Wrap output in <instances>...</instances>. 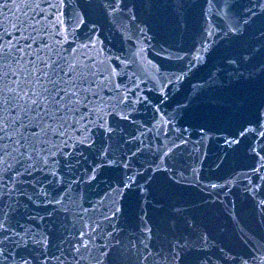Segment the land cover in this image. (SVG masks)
<instances>
[{"label":"water","instance_id":"obj_1","mask_svg":"<svg viewBox=\"0 0 264 264\" xmlns=\"http://www.w3.org/2000/svg\"><path fill=\"white\" fill-rule=\"evenodd\" d=\"M115 2L0 0V264H149L145 228L180 216L205 264H264V0ZM49 79L77 93L55 137L13 123Z\"/></svg>","mask_w":264,"mask_h":264},{"label":"snow or ice","instance_id":"obj_2","mask_svg":"<svg viewBox=\"0 0 264 264\" xmlns=\"http://www.w3.org/2000/svg\"><path fill=\"white\" fill-rule=\"evenodd\" d=\"M106 7H112L114 11L123 12L119 0H116L115 3L107 5ZM124 7H127V5L125 4ZM131 18L135 19V16H132ZM261 36H264V31H261ZM261 48H264V43H261ZM72 59H76L75 55L72 56ZM247 59L248 58L246 57L245 60ZM65 62L69 63L70 71L68 75L70 77L82 76L84 72L91 71L86 65H80L79 63L73 65L67 60ZM229 63L236 64V59L229 60ZM44 67L49 70L53 69V65L47 63L44 64ZM239 68L240 65H237L238 72ZM260 68L261 72H264V63L261 64ZM60 70L63 71L62 68ZM42 72L43 69H36V83H39L40 74ZM54 74L53 70L45 73L44 76L47 78ZM240 75L243 76V73H240ZM249 76H251V73H249ZM48 82L52 84L51 89L42 86V90L34 91L32 88H29L28 92L24 93V96L27 97V101L15 117L13 123L18 124L20 128L24 130H27L28 125H32L39 128L40 132L43 133L45 137L50 133L55 137L59 135L60 130L66 124L67 112L70 110V106L77 102L75 100L77 93L73 91L70 94L67 87H60L56 80L49 79ZM26 83L31 84L32 81H26ZM64 84L67 85L68 81H65ZM72 86H75V79L72 80ZM21 91L23 92V89H21ZM29 92H32L33 95H29ZM62 93L63 95H61ZM246 102L247 101L243 98L231 101L233 105L237 106ZM4 103H8V101H4ZM17 107H19V104H17ZM260 107H264V87H262L260 93ZM25 120H27V124L24 123ZM5 124H7V121H5ZM241 128H243V125H241ZM19 134L23 139V133L21 132ZM239 134L243 135V131H240ZM226 142L229 144L232 143V141ZM39 143L41 147L37 148V146L29 139L28 147L31 149L29 159L32 158L33 154L47 151L43 145L48 144L49 141L44 139ZM21 146L24 147V145ZM43 158L44 157L41 156V159ZM212 187L215 188L217 185L213 184ZM170 195L175 196L177 194L171 193ZM4 221H7L6 216L4 217ZM184 224H188L189 227H192V232L189 234L190 238H186L182 230ZM0 229L3 231H9V229L3 228L2 224H0ZM14 235L19 238L18 240L13 241L15 244L27 240L36 245H45L46 237L43 234L24 231L23 234L17 232L14 233ZM5 239H7V237ZM153 240L156 241L157 250L155 252L149 249L148 242ZM141 243L144 245V252L147 253V255L143 256V259L149 260V258H152L149 261V264H155L156 257H160L163 264H205V261L201 259V252L204 247L208 245V235L205 234L204 231L193 227L187 217L180 216L168 221H162L155 231L151 227H146L145 239L141 241ZM2 244H4V241H0V245ZM4 250L5 249H0V251ZM221 251H223V249H221ZM28 255L31 256V260H29L27 256H21L20 264H33V262H35V264H41L39 256L33 255L31 252ZM111 264H122V260L118 254L113 256Z\"/></svg>","mask_w":264,"mask_h":264},{"label":"bare ground","instance_id":"obj_3","mask_svg":"<svg viewBox=\"0 0 264 264\" xmlns=\"http://www.w3.org/2000/svg\"><path fill=\"white\" fill-rule=\"evenodd\" d=\"M243 75H244V73H243ZM251 79H253V77H249V76L243 77V83L246 85L247 88L250 86L249 80H251Z\"/></svg>","mask_w":264,"mask_h":264}]
</instances>
